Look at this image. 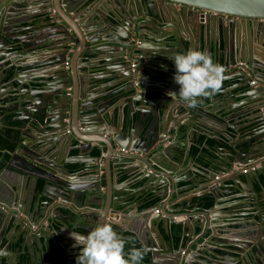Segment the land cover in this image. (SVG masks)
<instances>
[{
    "label": "water",
    "instance_id": "obj_1",
    "mask_svg": "<svg viewBox=\"0 0 264 264\" xmlns=\"http://www.w3.org/2000/svg\"><path fill=\"white\" fill-rule=\"evenodd\" d=\"M124 1L105 0L97 7V18L105 25L109 20L111 29L107 33L108 36L102 39L104 45L101 47L93 44L99 38H88L86 27L92 24V21L85 26L82 23L84 19H80L84 8L95 0H47L44 2L42 18L44 22L51 15L49 19L55 25L58 24V18L59 27L62 29L60 33L66 38V42L62 43L65 47L69 46L67 41L76 37L81 41L80 44L85 46L88 40L97 51L104 49L103 52H106L108 46L113 51H120L116 68L123 70L125 80L131 87L122 92L119 98L130 97L128 105L132 115H128V118H125V121L122 119L121 122V117H118L117 126L113 125V130H109L103 124L108 125L109 118L113 120V111L106 117L99 108L101 105L95 99L98 95L96 89L94 90L93 84L88 82V75L84 77L81 74L82 67L79 64L82 61L79 59L78 49L71 52L69 57L66 54L68 50L63 51L60 60L55 61L58 65L48 71H53L54 75L29 72L35 69V63H19V58L8 56L14 52L22 56L25 48L41 46L45 42L35 40L27 44L23 40L28 39V35L21 34V31L16 29L21 23L18 22L17 16L21 13L17 11L22 6H28L30 0H0V62L2 57L8 58L6 66L0 70V136L8 139L6 128L11 125L10 135L17 133V139H10L11 144L4 146L11 148L7 149L11 157L6 161L21 167V180L34 176L32 172H35L45 176L47 181L36 188L33 184L31 189L29 186L25 187L30 189L29 196H32V200L28 209L24 199L17 206L25 217L17 218L10 214L8 216L0 210V264H53L54 260L57 264H76L79 253H73V249H78L79 246L73 247L75 240L63 233L64 229L71 232L67 222L76 224L79 228L76 236H87L96 227L108 223L118 237L125 240L120 228L126 229L129 223L126 225L125 222L118 221L115 213L120 211H115L112 207V163H123V167L136 166L143 175L152 178L151 183L154 186H159L160 203L141 211V217L132 218L137 219L133 225L137 238L135 244L142 251L149 252V264H160L159 258H163L165 264H221L219 255L215 254L213 249L222 248L225 243L207 237L201 246L192 251L191 248L184 251L187 243L185 239L191 237L192 232L194 235L197 228L205 230L207 225H210L211 231H218L221 225L208 217V211L218 205L221 194L230 191L240 192L257 210L253 218L256 227L252 241L235 246V252L243 258L242 264H262L264 86L260 84L259 89L251 93L247 88L253 77L264 84V62L256 57L245 60L243 52L253 54V47L246 46L244 42L240 48L235 39L238 23L245 22L248 28L256 30L257 37L263 38L261 45H264V0H137L134 12L120 9V3ZM6 5L8 7H5ZM180 19L184 24L191 23L192 33L195 32L200 37L201 43L195 42V49L207 51L211 56L220 52L223 57L221 65L226 71L222 88L217 92L219 95L199 98L198 106L195 107L196 114L186 102L172 94L174 92L178 95L180 87L173 79L175 66L172 57L181 49L182 53H186L194 48L188 44L191 37L186 40L180 33ZM143 32H148V35ZM166 37L170 39L167 40ZM217 38L221 43H217ZM204 39L210 42L205 43ZM145 42L152 44L147 46ZM191 42L193 43L192 40ZM217 44L221 45L219 49H216ZM135 54L140 57L132 69L131 63L135 59L132 56ZM213 61L215 62L214 59ZM76 67L79 74L76 73ZM137 74L140 76L138 86L134 85ZM35 77L41 78L36 82ZM29 81L37 85L28 86ZM66 88H71V93H66ZM243 89L246 92H243ZM258 93L260 95L252 99L250 104L246 100L236 105L241 106L238 110H233L226 102L215 108V101L226 99L234 104L235 98ZM92 107L96 108L95 115H99L95 121L90 120L88 116ZM119 113L120 116H125L123 110H119ZM232 114L233 119L230 120L229 115ZM235 116L238 117L235 119ZM240 116L244 119L238 121ZM46 121L48 122L45 123ZM39 124L44 131L55 129L50 135H44L41 142L43 149L40 150L42 154L36 153L32 144L23 142L22 137L18 136L23 135L32 141L27 132ZM253 124L256 127L251 132L243 131L244 127ZM201 133L214 135L215 143L205 144L207 151H200L198 154L205 159L208 167L193 161L180 177L171 176L172 173L176 176L177 174L169 170L167 165L181 168L186 166L187 162L191 163L188 152L190 147L185 146L188 139L191 142L193 137H197L198 140ZM46 136H49V139H46ZM64 137L80 140L78 147L85 152L92 142L101 150L99 156L91 157L86 153L83 158H79L82 161L94 162V170L84 182L75 180L78 174L72 173L66 163L69 157H66L65 162V157H58L57 147L65 142ZM121 148L126 151H121ZM100 163L103 164L104 173L109 179L105 190L99 181ZM242 164L247 167V172L235 170L236 165ZM216 167L219 170H215ZM191 168L194 173H191ZM6 170L11 172L7 168ZM225 173L228 174L226 178L217 177ZM180 182H185L186 188L189 189L203 185L205 191H201V194L211 196L213 200L209 208L202 206L200 214L190 216L186 221L175 219V214L168 212L169 209H174L170 205V197L174 193L178 196L181 194L183 186ZM18 186L0 176V203L8 205L23 196ZM191 199V194L180 199L179 204L184 202L182 200H189L190 204L187 207L180 205L177 209L188 210L191 205L198 209V201L193 204ZM8 217L12 220L9 221ZM160 219L163 220L161 228L166 230L170 231L174 225H178V228L180 226L182 236L177 245L173 237L171 245L165 244L161 230L155 222ZM9 222L11 231L7 230ZM147 224L150 225L156 240L153 237L148 238L149 240L143 239L142 235L148 231ZM58 244L68 246H64L60 251L57 250ZM231 250H234V247ZM129 251H124L126 258Z\"/></svg>",
    "mask_w": 264,
    "mask_h": 264
},
{
    "label": "crops",
    "instance_id": "obj_2",
    "mask_svg": "<svg viewBox=\"0 0 264 264\" xmlns=\"http://www.w3.org/2000/svg\"><path fill=\"white\" fill-rule=\"evenodd\" d=\"M46 1L47 0H30V4L28 6L20 7L17 13H21V14L17 16H18V22H21V23H20V26L16 27L17 30L21 31V34L28 35L27 36L28 39L23 40L25 43L30 44V42L33 43L35 40H41V42H45V44L41 46H31V47L25 48L24 54L22 56H19L20 54H15V52L13 54L12 53L9 54L8 56L15 58V59L19 58L17 59L19 63L23 62V63H35L36 65L38 64L37 66L33 64L35 65L34 67L35 69L29 72H32L37 75H40L43 73H46V75H54L53 71L51 72H48V71H50L51 69L55 68L58 65L55 61L60 60V58L62 57L61 55L63 54V51L67 49L68 51L66 54H67V57H69L71 52H74L75 50L78 49V55L80 56L79 59L80 61H82L79 64V66L82 67L81 74L84 77H87L86 76L87 74L88 78H90L88 82L93 84L92 87L94 90L96 89V94L98 95L95 97V99H96V102L101 105L99 108L103 111L106 117H108V115L113 111L112 112L113 120H110L109 118L108 119L109 124L107 125L104 123L103 126H107L109 130H113V125L117 126L118 117H121L120 119V122H121L122 119L123 121H125V118L127 119L128 115L130 116L132 115L131 112H129L130 107L128 105L130 102V97H127L126 99L119 98V95L125 90H129L131 85H129L128 82L125 80L126 75L123 72V70L116 68V65H117L116 59L119 57V55H121L120 51H113L110 46L107 47L108 50L106 52H103L104 49L100 50L101 51L100 52V51H97L95 48L96 45H98V47H101L102 45H104L103 44L104 42L102 39L108 36L107 33L111 31L109 20L106 21L107 25H105L104 22H101L100 19L97 18L98 16L97 7L102 5L103 1L105 0H95V2L89 3L84 8V12L81 13V16H80L81 17L80 19L82 20L84 19L82 23L85 24V26L86 24L92 21V24H89V26L86 27V30H87L88 38H91V39H94L96 37L99 38L97 41L93 43L95 45L94 47L91 46L92 44L88 40H86V43H85L87 44V46H85L83 43L80 44L81 41H79L76 37H73L71 40L67 41L69 46L65 47L63 44L64 42H66V38L63 37L64 35L60 33L62 29L61 27H59L58 18L56 20L58 24L56 25L50 21L49 17H52L51 15L48 16V20L46 19V21L44 22L42 20L43 15H44L43 12L45 10L44 2ZM135 1L136 2L134 1L132 2V0H125L123 3H120V9L124 8V9H127L128 11L133 10L134 12L136 9L135 7H136L137 0ZM42 3H43V7H42ZM138 5L140 4L138 3ZM5 7H8V5H6ZM94 8L96 9L94 10ZM90 18H93V20H89ZM180 22H181L180 27L182 28L187 27V29L189 30L188 33L191 31L190 35H191V40L193 41V43L190 40L188 44L194 47L193 49H195V42L197 44L201 43L200 37L195 32L192 33L193 26L191 25V23L184 24L182 19H180ZM143 33L148 35V32L147 33L143 32ZM256 33H257L256 30L248 28L245 22L238 23V33L236 34L235 43L240 48H241L242 43L244 42L247 44L246 46L252 45L253 51L255 53L252 51L253 54H250V53L244 54L243 52L242 56L245 55V60L246 58H250V60H252L254 57H256L257 59H260L264 62V45H261L263 38L260 39L259 37H257ZM188 35L185 36L184 39L187 40L189 38ZM162 38H164V36ZM166 39L169 40L170 38L166 37ZM203 42L207 43L210 41L207 39H204ZM218 42L221 43L219 38H217V43ZM145 44L147 46H150L152 43L145 42ZM219 46L221 45L217 44L216 49H219L218 48ZM126 53H128V51ZM179 53H182V49L179 51ZM132 57L135 58L133 62L137 63L138 62L137 58L139 57V55L135 54ZM212 58L215 60V63H218L221 65V61L223 57H221L220 52L219 53L217 52L216 56L212 55ZM7 59L8 58L4 59L2 57V60L0 62L2 67H0V70L4 68V66H6L5 64L8 62ZM240 63H243V62H240ZM76 73L77 74L80 73L77 67H76ZM28 75H30V73ZM135 77L136 79L140 81L139 74H137V76ZM39 78L41 77H35L34 80L37 79L36 82H38ZM136 79L134 78V80ZM253 80L256 82L254 84H251V83L249 84V87L247 88L249 93L254 92L255 90L259 89L258 87H260V84L264 86L263 83H259L257 81V78L253 77L251 81ZM31 84H33L34 86L37 85V83H32V81H29L27 85L30 86ZM244 90L245 89H243L242 91L246 92ZM65 92L71 93V88H66ZM236 92L238 93L239 91H236ZM214 95H219V93H216ZM259 95L260 94L258 93V94L251 95L248 97L246 96L244 98L243 97L235 98L234 101L236 102L234 104H233V101L227 102L226 99H221V100L214 102L215 108H218L219 105H223L221 103L226 102L230 108H233V110H238L240 109L241 106H236V105H238L241 102H245L246 100H248L249 101L248 104H250L251 103L250 101L252 99L254 100V98ZM205 101L207 102V100ZM91 110L92 112L88 114V116L90 117V120L95 121V119H97L99 115H95L96 114L95 107H92ZM119 110L124 111L125 113L124 117L119 115L120 114ZM191 111L196 114L197 109L194 107V108H191ZM13 115L14 114H12V116ZM233 115L234 114L229 115L230 120L233 119ZM236 117L238 116H235V119ZM195 118H197V116ZM243 119H244L243 116H240L238 118V121L243 120ZM47 122L48 121H46L45 123ZM11 126L6 128V134L8 135V139L6 137L0 136V145H1L0 146V176L2 178L9 179L11 182L15 183L16 185L18 184L19 185L18 188L21 190L23 196H20L19 194L20 197L17 199V201L10 202V204L8 205L7 204L4 205L0 203V210H3L4 211L3 214L6 213V215L8 216L10 214L11 216H15L17 218H23L25 217V215H23V213L20 212V210H18V207H17L18 203L21 202L22 199L26 200L25 202V204H27L26 209H28V204L32 200V196H29L31 194V191H30L31 184H33L34 188H36L37 181L39 182V180H43L42 185L46 183L47 181L44 178L45 176H43L42 174H36L35 172H32L34 176L31 175V177L29 176L21 180L22 177L20 173L22 172L19 170V168L21 167H19L14 162L9 163L6 161L7 159H9V157H11V153L7 150L9 147H4V146H9L11 144L10 139L12 138H13L12 140L17 139L16 132L14 136L10 135V132L12 131ZM38 127H40V129ZM255 127H256L255 124L251 126L249 125L247 127H244L243 131H246L249 133L253 129H255ZM54 130L44 131L42 125L39 124L38 126L31 128L30 131L27 132L32 138V141L24 137L23 135H18V136L22 137L23 142L27 144H32L34 146V150H36L35 151L36 153L42 154L40 150L43 149V147L41 146V142H43L42 140H44V135H48V134L50 135L52 132H54ZM18 132H21V131L18 130ZM89 136L91 137L92 135H89ZM213 137H214L213 134L209 135V134L201 133L199 134L198 140H197V137H193V140L191 142L188 139L185 147H195V155H191V163L187 162L186 166L184 165L181 168H175L172 165H167L169 170H173L177 174L176 176L175 174L172 173L171 176L180 177L183 172L185 173L187 171L188 165L192 164L193 161L203 163L205 167H208V163L205 162V159L199 156L198 154L200 151L202 152L207 151L205 144L212 145L215 143ZM46 139H49V136H46ZM63 139L65 140V142L62 143V146L59 143L60 146L57 147L58 157L59 159L65 157L63 162L67 160L66 157L67 158L69 157V159L66 161V163L68 164H73L75 162L82 163L83 167L80 170L71 171V172L78 174L77 179H75L76 181L84 182V180H87L88 177L93 172L94 162L92 160L82 161L80 159L83 158V156L86 153L90 154L91 157H95L91 154V151L94 148H96V146L92 142L90 148H88L87 151L85 152L81 148L78 147V145L80 144V140L66 138V137H64ZM72 151H76V152L73 153ZM188 152H189V148H188ZM236 164H239V163H236ZM242 165L244 166L245 164H242ZM100 166L101 168H100L99 181L101 183L102 189L105 190L107 181L109 179L107 175H105L104 173L103 164L100 163ZM6 168L11 170V172L7 171ZM215 170H219V168L216 167ZM235 170H239V169L236 168ZM166 171L169 172L168 170ZM123 173H130L131 176L128 179L121 180L119 177ZM191 173H194V170L192 168H191ZM110 174L112 175V181H113L112 189H113V196H114V200H113L114 203L112 207L115 211L117 210L120 211L118 213H115L117 220L120 222H125L126 225L129 223V226L126 229L120 228L122 230L121 233L124 237H125L126 232L132 233L135 236V239H137L136 234H135V229L133 228L134 222L137 221V219L132 220V218L135 216L139 217L142 214L141 211L149 209L152 206L158 205L160 203L161 200L159 197V186H154L151 183L152 178H148L147 176L143 175L136 166L130 167V169H122L121 165H119L118 163H112ZM196 175L199 176L198 173ZM227 176L228 174L226 173L217 175V177L219 178H226ZM181 184L182 183H180V185ZM27 186H29L30 189H25V187L27 188ZM202 187L204 186L201 185L198 187H191V189H189V188H186V186H183L180 196L174 193L170 197L169 199L170 205H172L174 209L173 210L169 209L168 212L171 214H175L176 216L175 219H184L185 221L190 216L195 217L196 214H200L202 211L201 209L202 205L200 204L201 202L199 203L198 198L202 196H206V195L201 194V191H205V189H203ZM144 194H147L145 196L152 195L154 197H158L159 200L157 204H154L146 208H140V205L143 202L142 200L145 199V197L141 199V196ZM190 194L192 197L191 203L194 204L196 201H198L199 208L196 209L194 208V205H191L189 206L188 210L183 211V210L177 209L180 205L187 207L188 204H190L189 200H182L184 201L183 204L178 203L180 199ZM1 207H5V209H2ZM165 207H167V205ZM92 209L97 210L94 208ZM161 209L163 210L162 204H161ZM256 212L257 210L254 209V207L250 205V202L248 201V199L246 197H243L240 192L230 191L228 193L221 194L218 199V205L215 206V208L210 209L208 211V217L211 219H214L216 224H220L221 225L220 228L218 229V231H216L215 229L214 231H211L210 225H207L206 226L207 228H205V230H201L197 228L194 235L192 232L191 237L185 239L187 240V243L185 244L184 251H187L188 248H191V251H192V249L196 248L197 246H201L204 243V241L207 239V237H210L211 239L215 241H219V242L226 244L225 246H222V248L213 249V252L219 255L220 257L219 261L221 262V264H242L244 260L243 258H240L235 252V246H240L242 244H246L252 241L253 239L252 237L254 236L253 231L256 227V224L253 218L256 215ZM165 214L167 215L168 213L165 212ZM8 219L9 221L12 220L11 217H8ZM155 222H156V225L161 230L163 238L165 239L163 235L165 232L163 233V230L166 232H169V229L166 230L164 228H161L162 227L161 223H163V220L160 219V220H156ZM66 225L71 230V232H68L66 229H64L63 233L66 234V236H71V233L73 235H76L75 233L79 231V228L76 226V224L67 222ZM212 225L213 223L211 224V226ZM10 227H11V224L9 222V225L7 226V230L10 229ZM147 227H148V231H145L144 234L142 235L144 237L143 238L144 240L148 238L150 239V237H153V231L150 230V225L147 224ZM179 233H180V236H182V233L180 231V226H179ZM66 239L67 237L64 238V240ZM243 241L245 242L243 243ZM165 242H166L165 243L166 245L172 244L170 232H169V238L165 239ZM231 244H233V246ZM65 246L67 247L68 245L66 244ZM233 247H234V250H231ZM80 251H81L80 247L78 249H73V253H76V254L80 253ZM159 259H160V264L166 263L163 261V258H159ZM53 264H57V262H54ZM66 264H69V262H66ZM210 264H214V263H210Z\"/></svg>",
    "mask_w": 264,
    "mask_h": 264
},
{
    "label": "clouds",
    "instance_id": "obj_3",
    "mask_svg": "<svg viewBox=\"0 0 264 264\" xmlns=\"http://www.w3.org/2000/svg\"><path fill=\"white\" fill-rule=\"evenodd\" d=\"M175 66L174 81L180 86L178 95L188 107L198 106L199 98L219 92L225 79V69L215 63L207 51L188 50L172 57ZM73 247L79 246L81 251L76 264H140L144 252L133 248L124 253L126 241L119 238L111 224L104 223L93 229L87 236H76Z\"/></svg>",
    "mask_w": 264,
    "mask_h": 264
},
{
    "label": "trees",
    "instance_id": "obj_4",
    "mask_svg": "<svg viewBox=\"0 0 264 264\" xmlns=\"http://www.w3.org/2000/svg\"><path fill=\"white\" fill-rule=\"evenodd\" d=\"M72 152L74 153L76 151H72ZM100 153H101V151L98 150L97 148H94L91 151V154L93 156H99ZM191 155H195V147H190L189 148V156H191ZM119 165H121L122 169H130V167H123V163H121ZM68 166L71 169V171H76V170H80L83 167V164L75 162L73 164H69ZM130 176H131L130 173H123L119 178L121 180H124V179H128ZM42 182H43V180H39V182L37 181V186H41ZM180 183H182L181 184L182 186L186 185L185 182H180ZM145 195H147V194H144V195L141 196V199H143L144 197H145V199L142 200L143 202L141 203L140 208H146V207L152 206L154 204H157V202L159 200L158 197H154L152 195H148V196H145ZM198 199H199V203L201 202L200 204L202 206H204L205 208H209L212 205V202H213L211 196H208V197L202 196V197H199ZM181 204H183V203H181ZM175 227L178 228V225H174L173 229H171L169 232L171 234V240H172V237H173L174 238V243H175V245H177L179 240H180V238H181V236H180V233H179V228L175 232V229H176ZM169 232H166V231L163 230V233H164L163 235H164L165 239L169 238ZM125 241H126L125 249H124L125 252L127 250H131L133 248L140 249V247L135 244L136 239H135V236L132 233H129V232L125 233ZM64 246L65 245H63V244H58L57 245V248H58L57 250L62 251L64 249ZM143 252H144V257H143V260L140 262V264H149L150 263V254H149V252L148 251H143ZM53 262H56V261L54 260Z\"/></svg>",
    "mask_w": 264,
    "mask_h": 264
},
{
    "label": "built area",
    "instance_id": "obj_5",
    "mask_svg": "<svg viewBox=\"0 0 264 264\" xmlns=\"http://www.w3.org/2000/svg\"><path fill=\"white\" fill-rule=\"evenodd\" d=\"M140 57V56H139ZM135 65H136V63L135 62H132L131 63V67H132V69H134V67H135ZM135 79H136V77H135ZM256 81H251L250 83L251 84H254ZM134 85H139V80L138 79H136V80H134ZM121 151H126L124 148H121ZM235 168H237V169H239L240 171H242V172H247V167L246 166H243V165H239V166H235ZM19 214V213H18Z\"/></svg>",
    "mask_w": 264,
    "mask_h": 264
},
{
    "label": "flooded vegetation",
    "instance_id": "obj_6",
    "mask_svg": "<svg viewBox=\"0 0 264 264\" xmlns=\"http://www.w3.org/2000/svg\"><path fill=\"white\" fill-rule=\"evenodd\" d=\"M188 29L187 28H182V27H180V33H181V35L183 36V38H185V36H187L188 34V37L190 38L191 37V31L188 33ZM2 205V204H1ZM2 209H5V207H1ZM262 264H264V261L262 262Z\"/></svg>",
    "mask_w": 264,
    "mask_h": 264
}]
</instances>
